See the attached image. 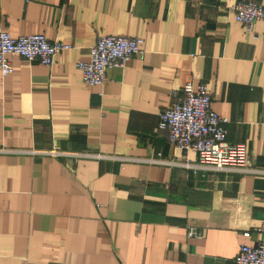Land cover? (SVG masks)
Returning a JSON list of instances; mask_svg holds the SVG:
<instances>
[{
	"label": "crops",
	"instance_id": "crops-1",
	"mask_svg": "<svg viewBox=\"0 0 264 264\" xmlns=\"http://www.w3.org/2000/svg\"><path fill=\"white\" fill-rule=\"evenodd\" d=\"M237 1L0 0L10 36L69 45L50 66L8 54L0 75V264H233L255 245L264 175L192 173L157 121L203 83L227 143L264 171L263 27L244 31ZM101 35L140 37L142 55L88 86L75 65Z\"/></svg>",
	"mask_w": 264,
	"mask_h": 264
},
{
	"label": "built area",
	"instance_id": "built-area-1",
	"mask_svg": "<svg viewBox=\"0 0 264 264\" xmlns=\"http://www.w3.org/2000/svg\"><path fill=\"white\" fill-rule=\"evenodd\" d=\"M234 21L240 23L246 32L260 22L264 40V5L254 0H239L232 6ZM253 38L257 35L253 34ZM142 38L122 35H101L89 47L88 59L77 62L76 68L82 82L88 86L101 85L106 71L110 68L122 69L131 57H141ZM69 48L68 44L48 41L42 34L33 33L12 37L0 27V75L12 72L8 54H15L27 61L36 60L50 66L54 55ZM210 95L203 83L193 84L187 79L181 87V95L172 94V101L157 113V121L166 129V140L172 150L184 154H195L192 164H184L186 169L197 172H217L233 174H259L264 171L251 169L250 160L243 145H230L225 140V119L210 107ZM52 158L75 156L68 152L48 150L40 152ZM162 164V162H161ZM259 235L254 246L240 245L233 264H264V220L254 229ZM188 238H198L193 230L186 233ZM244 238L248 233H243Z\"/></svg>",
	"mask_w": 264,
	"mask_h": 264
}]
</instances>
